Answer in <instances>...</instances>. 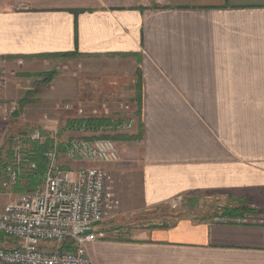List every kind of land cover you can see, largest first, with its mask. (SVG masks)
I'll return each mask as SVG.
<instances>
[{"label": "crops", "instance_id": "0c3cea01", "mask_svg": "<svg viewBox=\"0 0 264 264\" xmlns=\"http://www.w3.org/2000/svg\"><path fill=\"white\" fill-rule=\"evenodd\" d=\"M59 54L87 58L102 95L71 120H133L104 134L119 157L98 165L117 204L95 227L94 263L264 264V0H0V55ZM178 196L226 205L126 222Z\"/></svg>", "mask_w": 264, "mask_h": 264}, {"label": "built area", "instance_id": "2783aa9c", "mask_svg": "<svg viewBox=\"0 0 264 264\" xmlns=\"http://www.w3.org/2000/svg\"><path fill=\"white\" fill-rule=\"evenodd\" d=\"M6 58L0 55V96L5 87L3 63ZM3 106L0 102V122ZM75 107L77 114L83 113L81 107ZM64 108L73 110L74 107L66 104ZM128 108L126 105L125 109ZM132 123L128 117L92 129L85 123L73 124L64 131L105 133L112 129H130ZM27 137L40 141L43 134L39 128H34ZM50 137L56 140L58 131L54 130ZM61 143L62 150L59 149ZM59 144L56 142L44 153L46 167L41 185L0 209V235L3 237L2 241L0 238V264H95L89 250L99 238L95 227L117 204L113 180L98 164L117 161L118 147L114 140L101 137L73 138ZM61 154L70 161L95 165L67 169L59 161ZM34 168L35 164L16 147L11 161L0 171V176L6 174L3 187L16 184L22 174Z\"/></svg>", "mask_w": 264, "mask_h": 264}, {"label": "rangeland", "instance_id": "374dc122", "mask_svg": "<svg viewBox=\"0 0 264 264\" xmlns=\"http://www.w3.org/2000/svg\"><path fill=\"white\" fill-rule=\"evenodd\" d=\"M88 65L87 58L75 54L47 56L33 61L32 64H29L24 58L5 59L3 63L5 87L0 96V102L4 105V115L0 122V171L4 170L6 162L11 161L16 147L29 152L31 143L27 134L34 128H39L43 134V139L38 143L43 144L46 140L50 141L46 150H49L56 142L59 144L60 141L67 139L105 134L97 131H86L78 134H63L55 140L48 133L50 127L63 130L65 122L76 115L75 106H82L84 114H88L91 107L101 110L102 95L99 94L100 89L93 85L95 83L93 78H89ZM90 100L95 102L92 101L89 104L88 101ZM74 103H78V105ZM66 104H72L73 110H66L64 108ZM63 132L67 131L63 130ZM59 161L67 169L89 165L87 163H72L63 154L60 155ZM90 165L95 164L90 163ZM23 170H25V166ZM4 178L6 179V174L3 173L0 176V209L6 203L18 199L31 189L28 188V180L23 177V174L19 177V181L12 186L3 187ZM42 181L43 178L41 183ZM220 204L214 199L206 197L196 204H192L181 197L179 200L174 199L153 207L139 214V217L128 218L129 220L126 222L165 225L187 216L197 219L202 217L218 218L221 215ZM221 205H226V202ZM119 222L121 221L119 220ZM104 224L103 219L99 225ZM108 229L111 231L126 230V228ZM119 234L121 235L120 232L113 235L119 236ZM0 238L2 241V235Z\"/></svg>", "mask_w": 264, "mask_h": 264}, {"label": "trees", "instance_id": "16d2710c", "mask_svg": "<svg viewBox=\"0 0 264 264\" xmlns=\"http://www.w3.org/2000/svg\"><path fill=\"white\" fill-rule=\"evenodd\" d=\"M67 126L66 127H70L73 124H78L81 125L82 123H85L87 125L88 128H98L99 126L105 125L106 120L103 118H83V119H72L70 121L67 122ZM94 137H101V138H110L112 140H114L116 137L110 136V135H102V136H91V137H87V138H94ZM31 143V148L29 149V152L27 151H23L24 154L26 155V157L28 158V160L32 163L35 164V168L30 170V171H26L23 174V177H26V179L28 180L27 186L28 188L35 189L40 183H41V179L43 178L44 172H45V167H46V160L44 157V153L47 149V147L50 145V141L46 140L45 143L40 144L38 143V141H32L30 140ZM59 149L62 150L63 149V145L62 143L59 144ZM27 153V154H26ZM243 210H241V208H237L234 211L230 212V211H223L222 214H232V215H240L242 214Z\"/></svg>", "mask_w": 264, "mask_h": 264}]
</instances>
